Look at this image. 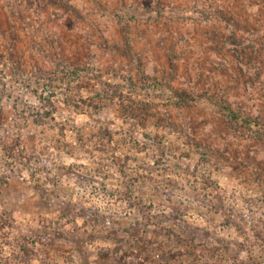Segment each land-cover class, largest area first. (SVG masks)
<instances>
[{
    "label": "rangeland",
    "instance_id": "374dc122",
    "mask_svg": "<svg viewBox=\"0 0 264 264\" xmlns=\"http://www.w3.org/2000/svg\"><path fill=\"white\" fill-rule=\"evenodd\" d=\"M10 148L0 264H264V0H0ZM148 170L164 233L119 194Z\"/></svg>",
    "mask_w": 264,
    "mask_h": 264
},
{
    "label": "trees",
    "instance_id": "16d2710c",
    "mask_svg": "<svg viewBox=\"0 0 264 264\" xmlns=\"http://www.w3.org/2000/svg\"><path fill=\"white\" fill-rule=\"evenodd\" d=\"M185 100L186 99H183L182 101H185ZM229 113H230V117L232 119L238 117V115H236L232 110H229ZM37 120H38L39 124H41L42 120L41 119H37ZM243 120L245 122H247L246 118H243ZM102 126H103L102 131H103L104 135L111 134L112 130L110 131L109 127L107 125H105V124L104 125L103 124H98L96 127L101 129ZM80 129H83V128H80ZM160 142L161 141H157L156 145L160 148L159 152H162V151L165 150L164 149L165 145H163ZM5 155L7 157H12V158L14 157V159H17V158L19 159L22 156V149L19 151V150L15 149V148L14 149L10 148V149L6 150L3 154H1V159L0 160L2 161V165H4V166H6V164L8 163L7 160L4 159V158H6ZM119 164L121 165L122 163H119ZM134 178L136 180H138V183H135L133 181L134 179H132L131 177L128 178V179H125L124 180V190H123V192L120 191V193H119V194H121V196L125 197V200L128 202L129 206L127 208H135V209H137L139 212H142V214L144 216L148 217L151 222H154V225H156L158 230L162 231L163 233L167 232L165 227H163V225H161V223H157L156 221H153V219L152 220L150 219L151 215H152L150 213L152 212L153 208L150 207L149 205H146L145 201H140V200H143L142 197H139L138 198L139 200L136 199V193H135L136 191H135V189H137V188L139 189L140 188L139 191H143L142 193H144V188L146 186H148V185L151 186V188L154 189V190L159 189L161 185H159L157 183L158 180L154 179L153 174L149 170L146 173V175L141 174V175L136 176ZM166 182L169 183V188H174V185L178 186V183L175 182L172 179H167ZM192 189H194V188H192ZM196 197H197V199H200L202 201V203L210 201V199H208V197H210L211 200H215V201H218V202H221V200H223L222 199V195L219 192L218 187L213 186V185L211 187V190H209L207 192H203V193H201L199 195H196ZM131 206H133V207H131ZM105 213H107V211ZM114 215H115V213H114ZM50 222L51 221L46 222L45 226H50L49 225ZM75 228H76L75 230H78L79 227L76 226ZM185 230H186L187 235L190 236L189 238L191 240H195V238H196L195 237V233H193V231H190L189 229H185ZM184 233L185 232H181L180 231V233H178L176 235L174 233L173 234L175 235V237H178V238L182 237V240H183V239H185ZM12 244H15V246H16L15 248L11 249V251H12V254H14V256H15V262H17V264H22V262H29L30 261L29 258L32 256L33 253H35L34 256H36L38 252L44 251L45 253H47L49 255V252H47V250L44 249V248H47L45 245L42 246L40 249H35V248H39V247H37V246L35 247L34 241L32 239H30V237L27 236L26 234L18 235L17 238H15V241ZM160 248H161V246H160ZM161 253H163V252L161 251Z\"/></svg>",
    "mask_w": 264,
    "mask_h": 264
}]
</instances>
